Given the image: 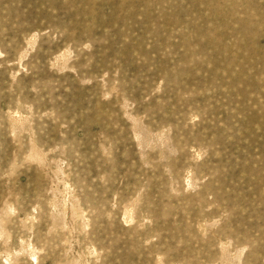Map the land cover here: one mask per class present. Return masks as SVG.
Wrapping results in <instances>:
<instances>
[{"label": "rangeland", "instance_id": "rangeland-1", "mask_svg": "<svg viewBox=\"0 0 264 264\" xmlns=\"http://www.w3.org/2000/svg\"><path fill=\"white\" fill-rule=\"evenodd\" d=\"M0 264H264V0H0Z\"/></svg>", "mask_w": 264, "mask_h": 264}, {"label": "bare ground", "instance_id": "bare-ground-1", "mask_svg": "<svg viewBox=\"0 0 264 264\" xmlns=\"http://www.w3.org/2000/svg\"><path fill=\"white\" fill-rule=\"evenodd\" d=\"M117 2H118V0H117ZM220 15V14H219ZM238 15V14H237ZM246 16V15H245ZM231 20V19H230ZM213 36V35H212ZM253 50V49H252ZM255 52V51H254Z\"/></svg>", "mask_w": 264, "mask_h": 264}]
</instances>
